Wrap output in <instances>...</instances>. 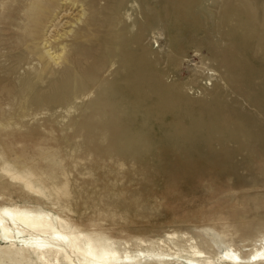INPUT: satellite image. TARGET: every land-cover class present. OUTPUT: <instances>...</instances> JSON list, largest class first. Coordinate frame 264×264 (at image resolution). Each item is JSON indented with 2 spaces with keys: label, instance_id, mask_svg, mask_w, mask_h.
Wrapping results in <instances>:
<instances>
[{
  "label": "rangeland",
  "instance_id": "rangeland-1",
  "mask_svg": "<svg viewBox=\"0 0 264 264\" xmlns=\"http://www.w3.org/2000/svg\"><path fill=\"white\" fill-rule=\"evenodd\" d=\"M50 9L22 51L0 23V208L141 264L248 257L264 237V0ZM39 255L0 236V264Z\"/></svg>",
  "mask_w": 264,
  "mask_h": 264
},
{
  "label": "bare ground",
  "instance_id": "bare-ground-1",
  "mask_svg": "<svg viewBox=\"0 0 264 264\" xmlns=\"http://www.w3.org/2000/svg\"><path fill=\"white\" fill-rule=\"evenodd\" d=\"M2 1L0 0V2ZM4 1V8L7 13L2 12L0 23L8 30L7 34L10 40L18 45V51H22L23 42H35V33L43 18L42 14L47 9L51 11L50 8L54 6L55 0H44L40 4L33 6L32 4L24 5L23 0ZM91 1L94 3L96 0ZM64 4L68 5L70 2H65ZM71 4L74 6V3L71 2ZM32 17L38 20L35 22L30 20ZM85 23L83 22L81 28H84ZM41 57L43 58V54ZM52 58L53 60L55 59L54 56ZM74 75L75 73L70 72L63 79V85L71 84L75 78ZM3 93L4 91L0 94L1 100H4L5 97L9 98L3 96ZM134 112L133 109H130L129 122L134 120ZM60 220H58V226H56L48 215L3 207L0 208V236L9 241L20 239L24 242L25 250L30 253H39L45 264H60L61 262L66 264H141V259L139 260V257L131 255L130 252H127L124 256L120 255L117 250H99L92 243H88L85 247L82 246L80 238L82 235L75 234L70 229L63 227ZM191 248V255L187 257L186 264H214L213 260L206 256L202 250L196 246ZM50 255L54 256L53 263L49 260ZM221 257L228 264H240L245 261L248 263L263 262L264 237L255 245L252 252L245 259L230 249L225 250Z\"/></svg>",
  "mask_w": 264,
  "mask_h": 264
}]
</instances>
